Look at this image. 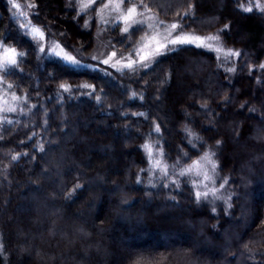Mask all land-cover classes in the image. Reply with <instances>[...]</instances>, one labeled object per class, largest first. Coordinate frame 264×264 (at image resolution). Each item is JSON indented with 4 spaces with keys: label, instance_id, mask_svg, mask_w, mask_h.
Here are the masks:
<instances>
[{
    "label": "trees",
    "instance_id": "trees-1",
    "mask_svg": "<svg viewBox=\"0 0 264 264\" xmlns=\"http://www.w3.org/2000/svg\"><path fill=\"white\" fill-rule=\"evenodd\" d=\"M26 2L83 62L42 53L0 0V43L26 53L19 70L0 71L21 98L0 123V264H264V0H125L239 53L177 45L132 69L90 58L95 7ZM143 32L107 39L134 53ZM209 150L228 202H197L192 177L179 175Z\"/></svg>",
    "mask_w": 264,
    "mask_h": 264
},
{
    "label": "rangeland",
    "instance_id": "rangeland-1",
    "mask_svg": "<svg viewBox=\"0 0 264 264\" xmlns=\"http://www.w3.org/2000/svg\"><path fill=\"white\" fill-rule=\"evenodd\" d=\"M15 2L20 4L21 7L19 10L12 7V10H13L12 15L14 16V18H16L18 20L17 22L20 25V27L23 28L24 30H26V32L31 37H33L32 33H31V29L33 27H38V28L42 29L43 32L45 33V38L42 41H38L36 39L37 43L39 45V48H41V47L44 48V51L42 53L48 54V55H53V56L59 57L61 59H63L64 54L67 53L68 55L75 57L76 60H78L80 62L78 65H80L83 62V60L81 58H79L75 53L71 52L69 49H67L63 45V43L60 39L61 38V36H60L61 32L60 31L57 33H49L45 29H43L41 26H39L33 20L32 16H31L32 7H29V5H31L29 2H26V0H19V1L15 0ZM85 2H87V0H85ZM108 2H109V0H96V3L92 5V7H95L92 14L95 16V18L97 20V30H96L97 46H96L95 50L93 51V53L90 55V58L94 59L95 61H99V62H103L104 60H109V63H107V64H111L114 67H123L124 64L128 63V59L131 56L132 60H136V61H138V64H141V63H139L140 57L136 55V50L137 49H143V52H141V55H143L145 52H151L156 47L158 41L164 42L163 37L167 34L168 26L171 25V23L164 21L159 15H157L155 12H153L149 8H147L145 6L140 7L137 3H135V5L137 6V12L138 13L142 12L143 15L142 16L137 15L136 17H134V19H136L138 21L142 20V21H144V23L143 24H139V23L133 24V23L129 22V29H131L133 26H136V25H142L144 27V32L134 47V49H135V51H133L134 53H130V52L118 53L116 50H113L112 48H110V42L107 39L108 31L110 29H112V30L117 29V31L121 32V34L126 33L123 30L125 27V24L121 20V13L123 11H125L127 8L131 7L132 4H127V3L125 4L124 3L121 6V11L117 12V11L112 10L111 6L109 8H104V4H107ZM72 4L75 5V7L77 9H79V4L77 3V0H72ZM102 8H104V10L101 13L99 10ZM19 13H24V15H20ZM161 21L163 23H161ZM22 25H23V27H22ZM147 25H152V27L149 28ZM179 32L189 33V34H192L194 36H200V37L218 36L216 34L204 35V34L194 33L191 31L189 32V31H182L180 29H177L176 32L172 33V37L174 38L177 35V33H179ZM157 33H159V35H156ZM153 36H156V40L151 39ZM205 42L206 43H212L214 47L219 46V47L223 48L225 52L228 50H232V49L224 47L220 38L218 41H205ZM2 44L7 46V47L14 48L8 44H4V43H2ZM145 45H148V46L145 47ZM174 46H177V45L169 44L168 48L174 47ZM53 48H55V52H53ZM232 51H234V50H232ZM113 52L116 53L115 56L111 55ZM2 53H3V48L0 47V54H2ZM56 53H59V55H57ZM220 54H223V53H220ZM158 56H154V57L150 58L148 61H145L144 64L148 65V64L152 63ZM109 57H111V59H109ZM13 95L19 97L11 88L8 87V84H6L0 76V107L18 108V106H20L21 99L13 100L12 99ZM4 101H7V104H5ZM12 113H15V112H2V111H0V123L5 118L8 119ZM152 150H153V158L154 159H160L162 161V163L164 164L162 156L159 155V153H160L159 149H155V147L152 145ZM199 159H197V160H199ZM213 159H214V157H213ZM215 162L217 164L216 160H215ZM187 166H185V167H187ZM209 173L212 174L210 170H209ZM218 175H219V172H218V166H217L216 170H215V174H214L215 184H212L211 182H206V183H208V189H205L204 186L201 184V185H199V188H197L195 186V191H197V190L205 191V190H210L212 188H217V189H219V191L217 192V196L221 197V198H215L210 193L207 199L201 198V200L210 201V202H216L217 200H223L224 202H228L230 194L227 193L226 185L224 184V182L218 181V177H219ZM191 177H192L193 182L196 181L197 183L199 182V180L202 179V177H197L195 175H191ZM221 184H224L223 188H220Z\"/></svg>",
    "mask_w": 264,
    "mask_h": 264
},
{
    "label": "snow or ice",
    "instance_id": "snow-or-ice-1",
    "mask_svg": "<svg viewBox=\"0 0 264 264\" xmlns=\"http://www.w3.org/2000/svg\"><path fill=\"white\" fill-rule=\"evenodd\" d=\"M9 2L12 4L13 8H15L17 10L20 9V7H21L20 4L16 3L15 0H9ZM70 2H71V0H70ZM124 2H125V0H109V2L107 4H104V8H109L111 6L112 10L120 12L121 6L124 4ZM128 2L132 3V0H128ZM140 2L142 4L143 0H140ZM77 3L79 4V9H78V15H79L81 13L87 12L92 7V5L96 3V0H87V2H85V0H77ZM256 6L258 8H260L261 11H264V6H261L259 3H257ZM29 7H34V5H29ZM104 8L100 9L99 11L102 13ZM244 11L251 12L252 7H247L244 9ZM19 14L24 15V13H19ZM137 15L142 16L143 13L137 12V6L135 4H132L131 7L127 8L125 11H123L121 13V20L125 24V27L123 29L124 32H128L129 22H131L133 24H135V23L143 24L144 23V21H142V20L138 21V20L134 19V17H136ZM185 15H187V13H185ZM161 23H163V22L161 21ZM147 26L149 28L152 27V25H147ZM22 27H23V25H22ZM85 27H87V22L85 23ZM179 28H181V25L178 23H172L171 25H169L167 34L163 37L164 42L158 41L156 47L151 52H145L143 55H141V52H143V49H137L136 55L140 57L139 63H141L143 65L145 61H148L150 58H152L154 56L164 55L168 50L169 44H171V45L196 44L197 47H203L206 49L214 50L218 53H223L225 58L232 57V56H239L238 52H235L232 50H228L225 52L223 48H221L219 46L214 47L212 43H206L205 42V41H218L219 36L200 37V36H194V35L189 34V33L179 32L173 38L172 33L176 32L177 29H179ZM31 33L33 35V38L37 39L38 41H42L45 38V33L43 32L42 29H40L38 27H33L31 29ZM156 35H159V33H157ZM151 39L156 40V36H153ZM147 46L148 45H145V47H147ZM0 47L3 48V53L0 54V71H3L5 74H8L9 72L19 70V66H18L19 58L24 57L26 55V53H22V52L18 53L15 48L7 47V46L3 45L2 43H0ZM39 50L41 52H43L44 48L41 47ZM53 52H55V48H53ZM56 54L59 55V53H56ZM111 55L115 56L116 53L113 52ZM63 59L66 62L71 63L73 65H78L80 63L78 60H76L75 57L68 55L67 53L64 54ZM109 59H111V57H109ZM103 63L107 64V63H109V60H104ZM137 63H138V61L132 60L131 56H130L128 59V63L124 64L123 67L132 69ZM261 67L264 68V65H262ZM229 71H234V69H229ZM8 87L11 88L12 85H8ZM60 87L63 88L65 91L69 90L68 86H66V85L62 84ZM83 87H91V86L90 85H83ZM12 99L13 100H19L21 98L13 95ZM24 99L26 100L27 97L25 96ZM97 99H99V97H97ZM4 103L7 104V101H4ZM16 110L17 109L15 107H0V111H2V112H15ZM3 123H12V121L7 120L5 118L3 120ZM155 131L156 132L160 131L159 125L156 126ZM185 131L187 132V134L189 136H193L195 140H200V137L198 135H196L195 133H193L191 129L186 128ZM190 143H191V141H190ZM216 143H217V145H219L221 142L217 141ZM144 148L147 150L149 160L151 163V167L154 169H158L159 171H161L163 173V175L167 176L168 175V166L163 164L160 159H154L153 158L152 145L151 144H145ZM41 150H43L42 146H41ZM159 155H162V153H159ZM214 156H215L214 151L209 150V151L205 152L199 160L193 161L192 164L183 168L180 171L179 175H181V176L195 175L197 177H202V179L199 180L198 183L196 181L193 182L194 186L199 188V185L202 184L205 189H208V183H206V182H211L212 184H215L214 174H215L217 164H216L215 160L213 159ZM12 159H18V157L14 156V157H12ZM209 170L211 171L212 174L209 173ZM173 183L175 184L176 181H173ZM224 183H227V181L225 180ZM223 186H224V184H221L220 188H223ZM80 187H81V185H79V184L76 185V188H80ZM76 188L73 189V192L76 190ZM218 191H219V189H217V188H212L210 190H205V191L197 190L195 193L196 200H197V202H199L201 200V198L207 199L210 193L215 198H221V197L217 196Z\"/></svg>",
    "mask_w": 264,
    "mask_h": 264
}]
</instances>
